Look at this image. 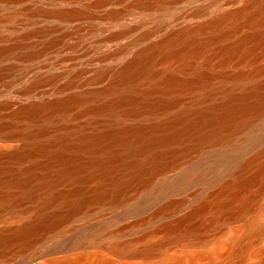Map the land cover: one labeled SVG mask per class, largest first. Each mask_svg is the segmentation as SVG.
I'll return each mask as SVG.
<instances>
[{
    "label": "bare ground",
    "instance_id": "6f19581e",
    "mask_svg": "<svg viewBox=\"0 0 264 264\" xmlns=\"http://www.w3.org/2000/svg\"><path fill=\"white\" fill-rule=\"evenodd\" d=\"M114 2L98 0L91 4L95 8L92 11L96 12V8ZM163 2L166 0H155L154 3L136 0V4L141 6ZM89 8L68 11L38 8L24 18L21 16L22 10L6 12L0 23H8L7 29L11 34L25 24L36 23L40 18L56 17L62 24L32 27L25 30L19 39H9L7 43L0 44V62L13 61L1 70L0 85L6 83L11 86L20 80L23 75L19 77L17 69L19 64L28 60L53 53L61 59L63 52L71 45L67 38L72 32L62 28L73 26L71 23L80 17L93 16L94 12ZM109 14L119 15L121 12L112 10ZM243 26L248 29L240 33ZM47 35H50L47 39H41ZM34 37L40 39L30 41ZM223 38L231 40L225 41L222 46H214L216 41ZM203 55L206 56L204 62L196 63V58ZM169 59H177L180 64L162 70L155 67L159 61ZM215 59L221 66L230 63L257 64L264 59V0H247L239 8L216 11L206 21L180 28L162 40L149 44L124 63L112 81L102 89L20 107L15 116L32 123L31 120L41 114L67 110L82 102H94L115 92L117 96L104 105L122 114H133L142 109L168 112L179 103L180 92H199L198 103L186 105L175 115H168L164 121L113 122L96 134L84 130L76 134L68 132L61 141L55 138L43 141L42 136L49 131L45 125L33 128L24 136L27 148L1 153L0 158L17 160L39 154L46 158L44 162H35L30 168L0 167V204L35 197L43 184L66 179L77 180L79 184L68 191L49 188L32 221L16 231L0 232V250L5 252L6 246L17 239L24 241V247L29 246L44 231L59 227L91 201L118 199L135 183L147 181L144 176L169 164L168 160L181 152L184 144V148L188 149L209 140L219 142L228 132L249 125L257 113L264 111V63L247 70L216 72ZM105 73L97 72L92 81L101 80ZM55 78L56 75H52L47 80L53 81ZM47 80L37 77L23 91L33 92ZM147 80L150 81L148 87H138L140 82ZM100 107L95 104L90 109L99 110ZM18 134V131H13L10 136ZM263 154L264 148L256 156L243 161L242 167L253 168L252 173L245 176L240 174L241 170L232 182L229 181L228 188L222 189L216 201L204 200L188 215L165 224L160 230L163 232L162 238L152 241L147 239L156 233L153 231L139 239L141 244H138L139 241L111 242V252L120 259L141 257L142 260L135 264H264V246H259V242L264 239V161H259ZM106 169L121 172L122 178L102 183L100 188L88 194L84 185L86 179L104 176ZM252 187L256 188L255 191L249 192ZM55 203L63 210H50ZM8 211L12 218L18 216L15 205H10ZM206 211L211 212L210 218L199 219L198 216ZM3 215L0 213V218ZM242 216H245L244 224L234 226L233 221ZM227 227L231 235L223 236ZM209 230H215L214 234L208 235ZM172 245L177 247L175 253L167 251V247ZM156 255L158 260L151 261ZM113 258L97 250L89 255L75 254L61 260L52 259L49 264H110ZM256 258L259 260L253 262ZM126 259L118 260L121 262ZM129 263L125 261L121 264Z\"/></svg>",
    "mask_w": 264,
    "mask_h": 264
},
{
    "label": "rangeland",
    "instance_id": "374dc122",
    "mask_svg": "<svg viewBox=\"0 0 264 264\" xmlns=\"http://www.w3.org/2000/svg\"><path fill=\"white\" fill-rule=\"evenodd\" d=\"M96 1L98 0H14L12 2L0 0V19L10 10L24 11L21 15L23 18L38 8L68 11L90 7L92 8L90 11L94 12V15L87 16L88 18L80 17L71 23L74 24L73 26L69 25L70 28L68 26L62 28V30L70 29L72 32H69L70 36L67 38L68 44L71 45L63 52L61 59L59 55L53 53L28 60L24 64H19L17 75L19 77L23 75L20 80L11 86L6 83L0 85V154L27 148L24 136L36 127L45 125L49 127V131L42 136L43 141L54 138L61 141L68 132L76 134L84 130L96 134L113 122L164 121L168 115H175L186 105L198 103L199 92L186 90L179 93V103L168 112H150L142 109L137 113L122 114L115 108L104 105L117 96V93L112 92L94 102H82L67 110L41 114L31 120L32 123H26L28 119L15 116V112L20 107L32 102L53 101L71 94L102 89L112 81L117 70L142 48L162 40L180 28L206 21L213 17L216 11L239 8L247 2V0H166L159 5L141 6L136 4V0H115L110 5L96 8L95 12L92 11L95 8L91 4ZM148 1L155 2V0ZM112 10H117L121 14L110 15L109 12ZM61 24L56 17L40 18L36 23L25 24L20 30L11 34L7 29L8 23L1 22L0 44L7 43L9 39H19L25 30L32 27H54ZM247 29L243 26L240 33ZM49 36L41 39H47ZM39 39L34 37L30 41ZM229 39L231 40V38L220 39L214 46H222L225 41L229 42ZM233 40L232 37L231 41ZM205 58V55L199 56L195 61L199 64L204 62ZM12 62V60L0 62V72ZM215 62L216 72L224 70L231 73L240 69H250L259 63L263 64L264 59L259 60L257 64L247 62L248 64L230 63L221 66L217 59ZM179 64V60L169 59L159 61L155 67L162 70ZM99 71L106 73L100 78L101 80L92 81V77ZM52 75H56V78L53 81L47 80ZM37 77L47 81L39 84L33 92L25 93L23 90ZM149 85L150 81L147 80L140 82L138 87L146 88ZM95 104L101 106L99 110L90 109V106ZM13 131H18L19 134L10 136ZM184 145L180 153L168 160L169 164L144 176L147 181L135 183L118 199L89 202L82 211L69 217L59 227L44 231L42 236L29 246L24 247L23 240L11 241L9 247L6 246L5 252L0 250V264H49L52 259L61 260L75 254L89 255L97 250L103 251L110 258L114 257L115 263L111 259L110 264H121L125 261L127 263L130 261L129 264L139 263L141 257H130L129 260L121 258L126 260L120 262V257L117 255L115 257L111 252L110 243L136 242L153 231L156 233L147 239L158 240L163 236L160 230L165 224L173 223L188 215L204 200L216 201L220 193L228 188L229 181L232 182L241 170L240 174L245 176L251 174L253 168L244 169L242 163L256 156L264 148V111L257 113L245 128L228 132L219 142L209 140L188 149L184 148ZM89 157L90 155L87 158ZM45 158L43 154L30 155L19 160L1 157L0 167L30 168L35 162H44ZM259 159L260 162L264 161V154ZM121 174L119 171L106 169L102 178L86 179L84 183L86 192L93 193L102 183L122 178ZM78 184L77 180L67 179L53 184H43L38 188L35 197L0 204V213L4 214L0 218V232L16 231L25 223L32 221L51 188L68 191ZM251 189L249 192L255 191L256 188ZM262 199L264 200V195ZM10 205H15L18 216L13 218L10 216L8 211ZM50 210L63 209L55 203ZM209 212L200 214L198 218L209 219L211 214ZM244 221L245 216L236 218L233 225L242 226ZM227 229L229 227L224 229L226 231H223V236L231 235V230ZM214 232L215 230H209L207 234L213 235ZM174 246L167 247V251L175 253L177 247ZM259 246H264V239L259 242ZM158 258L156 255L151 261ZM258 260V258L253 259V262Z\"/></svg>",
    "mask_w": 264,
    "mask_h": 264
}]
</instances>
